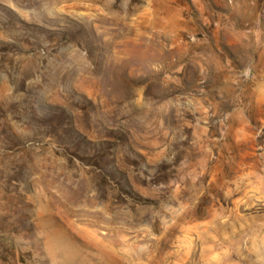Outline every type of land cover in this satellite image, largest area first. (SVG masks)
<instances>
[{
	"label": "rangeland",
	"instance_id": "374dc122",
	"mask_svg": "<svg viewBox=\"0 0 264 264\" xmlns=\"http://www.w3.org/2000/svg\"><path fill=\"white\" fill-rule=\"evenodd\" d=\"M0 264H264V0H0Z\"/></svg>",
	"mask_w": 264,
	"mask_h": 264
}]
</instances>
